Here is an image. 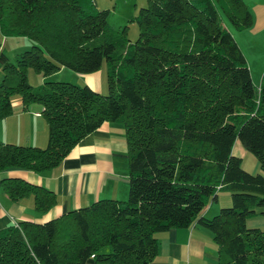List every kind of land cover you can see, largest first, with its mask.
I'll return each instance as SVG.
<instances>
[{
	"label": "trees",
	"instance_id": "1",
	"mask_svg": "<svg viewBox=\"0 0 264 264\" xmlns=\"http://www.w3.org/2000/svg\"><path fill=\"white\" fill-rule=\"evenodd\" d=\"M218 11L237 31L251 25L242 0H146L131 19L130 41L92 0H0V34L34 43L12 62L0 52V119L16 97L21 109L38 103L47 127L43 147L0 142V171L52 169L102 122L122 126L127 169L125 201L97 200L1 229L0 264H149L157 234L193 221L211 233L216 264H264V230L245 226L264 217V70L255 89ZM102 60L106 94L27 81V68L42 77L60 67L91 73ZM234 141L260 173L241 167ZM0 187L10 202L31 197L40 214L56 203L51 191L19 177ZM219 190L229 206L201 217Z\"/></svg>",
	"mask_w": 264,
	"mask_h": 264
},
{
	"label": "crops",
	"instance_id": "2",
	"mask_svg": "<svg viewBox=\"0 0 264 264\" xmlns=\"http://www.w3.org/2000/svg\"><path fill=\"white\" fill-rule=\"evenodd\" d=\"M118 0H92L98 9L116 5ZM251 13V25L239 33L241 44L253 55L260 52L261 61L254 74L259 83L264 70V0H242ZM1 35V34H0ZM2 36V35H1ZM4 37V36H2ZM244 55V53L242 52ZM246 55H244L245 57ZM246 64L249 68L247 57ZM67 69L60 67L56 73ZM252 80V71L248 70ZM0 71V79H1ZM72 77L82 81L94 91L103 88V73H79ZM45 77H40L39 82ZM38 103L21 109L18 98H13L10 114L0 119V142L43 147L47 127L40 115ZM253 170H256L253 169ZM19 177L31 185L51 191L55 205L40 214L34 210L31 197L10 202L0 187V230L19 221L42 223L57 218L68 211L86 207L97 200L125 201L127 197V169L125 141L122 126L116 122H102L96 129L82 137L68 155L56 167L33 172L18 168L0 171V180ZM230 204L228 192L219 190L215 200L202 209L200 216L211 218L222 207ZM247 228L264 230V217L254 216L246 220ZM158 249L149 264H216L217 248L211 233L193 221L187 228L170 229L156 235ZM84 264H95L88 259Z\"/></svg>",
	"mask_w": 264,
	"mask_h": 264
},
{
	"label": "rangeland",
	"instance_id": "3",
	"mask_svg": "<svg viewBox=\"0 0 264 264\" xmlns=\"http://www.w3.org/2000/svg\"><path fill=\"white\" fill-rule=\"evenodd\" d=\"M145 5H146V0H118L116 5L108 6L107 8L108 15L106 18V22L116 31L124 27L126 38L130 41H134L135 38L137 37V27L135 22L131 19L137 14L138 9ZM218 17L222 25L227 29V31L233 37L234 41L236 42L241 52H243L244 55H246L245 57H247L249 62L248 70L252 71L251 82L254 88L257 89L259 83L256 80V76L254 74V67L258 68L260 65V61H261L260 47L257 48L260 52L255 51V54L253 55V53L250 52L251 50H249L248 48L244 47L241 44V38L239 37L240 35L238 32H242L245 29L240 31L235 30L220 11H218ZM32 45H34V43L25 37H19V36L2 37L0 35V52L4 53L5 56L8 58V60L11 62L15 54L30 49ZM99 70H101V72L103 73V88L102 91L101 92L99 91L98 93L106 94L107 85L105 78V63L103 60L99 67ZM0 71H1V67H0ZM77 74L79 73L73 72L69 69H64L59 73L54 72L48 76H45L44 81H49V80L66 81L80 86L85 85L82 81L72 77L73 75H77ZM26 76L28 83L34 87L42 84L43 82L42 80L39 82V79L42 76L39 73L34 72L31 68L26 69ZM231 150L233 155L239 156L241 158V167L244 170L250 173H260L258 168V163L255 157L247 150H245L237 141H234ZM255 168L256 170H253ZM222 192H226V191L222 190Z\"/></svg>",
	"mask_w": 264,
	"mask_h": 264
}]
</instances>
